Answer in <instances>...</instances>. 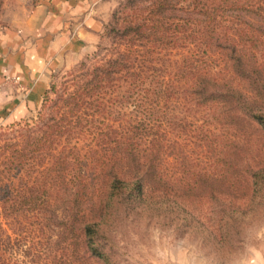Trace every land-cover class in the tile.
Segmentation results:
<instances>
[{"label": "trees", "instance_id": "trees-1", "mask_svg": "<svg viewBox=\"0 0 264 264\" xmlns=\"http://www.w3.org/2000/svg\"><path fill=\"white\" fill-rule=\"evenodd\" d=\"M216 2L125 0L104 25L101 39L109 42L97 45L90 67L81 63L61 91L52 84L55 97L44 92L38 120L25 122L19 137L0 139V264L69 262L75 250H91L87 236L110 206L154 192L171 194L172 182L160 169L162 143L140 132L161 123L160 114L167 111L178 84L188 92L183 101H211L222 108L234 103L230 105L264 132V77L259 72L264 73V65L255 57L264 44V0ZM204 45L220 50L226 73L239 78L249 95L233 93L225 77L197 65L196 53ZM177 48H187V54L172 59ZM126 106L141 114L136 125L119 121ZM86 136L92 146L84 152L85 160L77 161V143L70 140ZM87 161L97 164L93 171L83 169ZM223 180L225 194L231 195L233 174ZM187 191L185 187L180 194ZM31 224L47 253L44 261L34 255L35 248L25 246L30 240L25 227ZM59 246L72 252L60 254Z\"/></svg>", "mask_w": 264, "mask_h": 264}, {"label": "rangeland", "instance_id": "rangeland-1", "mask_svg": "<svg viewBox=\"0 0 264 264\" xmlns=\"http://www.w3.org/2000/svg\"><path fill=\"white\" fill-rule=\"evenodd\" d=\"M124 1L112 0L109 16L92 41L65 50L60 59L43 61L38 67L40 71L34 73L37 74L34 80L23 74L26 70L19 66L23 60L14 59L10 69L0 66V139L19 137L25 122L33 125L38 120L44 92L55 97L50 90L52 84L61 91L64 81L71 78L70 74L81 63L90 67L99 50L97 45L109 42L107 37L101 39L104 25ZM30 2L0 0V30L12 18L21 16ZM218 19L221 24H228L225 20L228 18ZM187 47L194 50L192 44ZM201 47L203 50L196 53L197 65L209 74L225 77L233 86V93L249 95L244 83L238 82L239 78L226 73L220 50L214 46ZM187 50L174 49L170 56L180 59ZM257 51L256 60L264 65V44ZM38 77L44 78V89L36 92L30 84L36 80L41 83ZM178 87L171 90L173 98L167 111L160 114L161 123L140 132L145 137L157 136L162 143L160 169L173 183L171 194L154 192L140 200H119L87 236L93 246L91 250L79 248L72 252L71 247L66 250L59 246L60 254H73L71 261L60 264H264V170L260 171L264 166V132L240 108L230 105L234 103L229 102L231 108H222L221 104L211 101L202 105L187 103L183 97L188 92ZM166 116L172 122L170 125ZM140 117V113L126 106L121 110L119 121L131 126ZM90 138L70 140L77 143L73 149L77 161L85 160L83 154L92 146ZM77 161L75 166L80 168ZM85 164L83 169L88 167L89 171L97 165L90 161ZM229 173L234 178L231 195L225 194L227 187L223 180ZM208 175L213 178L208 179ZM185 187L188 191L183 196L180 193ZM71 189L74 188L71 186ZM25 229L30 239L25 246L35 248L33 253L39 259L44 256L47 259L41 237L34 232L36 225ZM25 246L22 244L21 249Z\"/></svg>", "mask_w": 264, "mask_h": 264}, {"label": "crops", "instance_id": "crops-1", "mask_svg": "<svg viewBox=\"0 0 264 264\" xmlns=\"http://www.w3.org/2000/svg\"><path fill=\"white\" fill-rule=\"evenodd\" d=\"M111 3L112 0H31L21 16L12 18L0 30V66L10 69L14 59L23 60L19 65L26 70L23 74L35 79L34 73L40 71L43 61L60 59L65 50L92 41L107 20ZM37 79L41 83L36 80L30 84L36 92L44 89L45 81Z\"/></svg>", "mask_w": 264, "mask_h": 264}]
</instances>
